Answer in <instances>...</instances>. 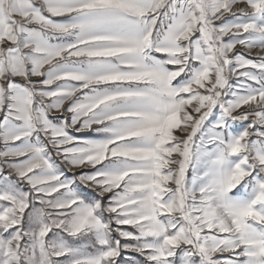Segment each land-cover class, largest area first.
<instances>
[{"label":"snow or ice","instance_id":"obj_1","mask_svg":"<svg viewBox=\"0 0 264 264\" xmlns=\"http://www.w3.org/2000/svg\"><path fill=\"white\" fill-rule=\"evenodd\" d=\"M0 264H264V0H0Z\"/></svg>","mask_w":264,"mask_h":264}]
</instances>
